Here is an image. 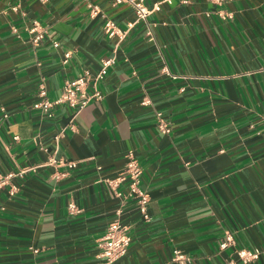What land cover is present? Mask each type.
Wrapping results in <instances>:
<instances>
[{"label": "crops", "instance_id": "obj_1", "mask_svg": "<svg viewBox=\"0 0 264 264\" xmlns=\"http://www.w3.org/2000/svg\"><path fill=\"white\" fill-rule=\"evenodd\" d=\"M142 2L145 20L125 1L0 0V173L25 170L12 194L0 188V264H98L96 240L117 217L131 240L115 264H169L174 248L187 264H264V0ZM106 57L99 99L34 107L40 84L54 99ZM129 150L148 219L104 181ZM225 230L234 243L221 249ZM241 247L261 252L244 263Z\"/></svg>", "mask_w": 264, "mask_h": 264}, {"label": "built area", "instance_id": "obj_2", "mask_svg": "<svg viewBox=\"0 0 264 264\" xmlns=\"http://www.w3.org/2000/svg\"><path fill=\"white\" fill-rule=\"evenodd\" d=\"M130 2L135 7V12L137 19H146L148 14L151 12L150 9L146 8L142 0H115V2ZM170 2L171 0H163ZM159 3L154 4L153 9H159ZM13 10L18 9V4L11 6ZM91 15L97 13V7L95 5L91 6ZM31 32V42L37 44L40 39L44 37L45 30L40 28L37 22H34L32 26L28 29ZM104 30L109 34L116 33L117 30L111 20H106L104 22ZM151 34V31H148ZM58 43L53 41V46H57ZM64 61L70 56V51L64 53ZM113 62L112 57L102 58L100 60L99 68L96 72L91 73L88 69H84L78 76L74 78H68L63 81V85L60 94L54 98L50 99L47 96L46 88L43 84L39 85L37 92L38 99L34 104V107L38 108L42 113L49 114L50 110L54 105L59 103L67 104L73 107L77 112L84 105H86L91 99H99L101 97L100 91L97 89L96 84L98 81L103 79L108 67ZM148 100L144 99V103ZM157 121L156 126L158 130L163 133H169L171 130L170 125H168L161 117L160 112H156ZM68 128L74 129V124L71 122ZM65 128H62L54 137L58 139L62 136ZM16 139L17 136H14ZM127 162L123 169L118 172L114 177H106L104 181L106 185L110 188L111 195L119 197L123 203L129 199H133L137 206V209L142 214L144 219H148L149 215L146 211V205L149 200V195L140 186V174L141 168L137 162V159L133 152L129 150L126 154ZM49 162H56V159L51 157ZM59 163V161H58ZM68 166H74L73 161H68L66 163ZM24 169L18 171H8L6 173H0V188L9 185V191L12 194L16 186L12 183V178L15 176H21ZM126 181V189L120 190L118 188L119 184ZM68 209L70 212H74L76 207L74 204H68ZM120 213V209L117 210V215ZM131 237L128 233V225L121 222L117 217L112 219L106 225L104 233L96 240L98 264H115L117 259L123 256L129 246ZM234 243L232 234L225 230L223 237L219 242V248H226ZM36 251V249H34ZM260 249H248V248H237L235 250L238 258L247 263L258 257ZM189 256L179 248H174L169 259V264H187L189 262Z\"/></svg>", "mask_w": 264, "mask_h": 264}]
</instances>
